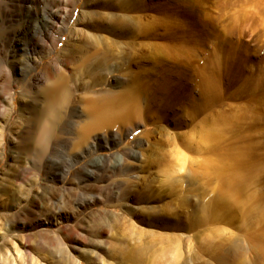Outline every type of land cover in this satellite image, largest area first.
Here are the masks:
<instances>
[{
	"label": "rangeland",
	"instance_id": "obj_1",
	"mask_svg": "<svg viewBox=\"0 0 264 264\" xmlns=\"http://www.w3.org/2000/svg\"><path fill=\"white\" fill-rule=\"evenodd\" d=\"M68 2L69 30L28 54L9 31L26 10L0 0V264H264V0ZM83 34L111 56L100 78ZM125 83L124 118L82 138L83 99Z\"/></svg>",
	"mask_w": 264,
	"mask_h": 264
},
{
	"label": "bare ground",
	"instance_id": "obj_2",
	"mask_svg": "<svg viewBox=\"0 0 264 264\" xmlns=\"http://www.w3.org/2000/svg\"><path fill=\"white\" fill-rule=\"evenodd\" d=\"M10 1L14 2L16 5H18L19 7H22L23 9L26 10V16H25V20H26V26L25 27H26V29L23 32L22 31L20 32L18 29H14V28L9 29V31L11 33V34L10 33L9 34L14 35L12 42H13L14 47L16 48V51H21V52L23 51L24 53H28V54H31V53L37 54L39 52L46 50L48 42H50V41L53 42V41L57 40L59 38V36H62L66 31L69 30L70 21L73 19L74 9L72 8V4H70L68 2V0H10ZM101 4L103 6H108V8L112 7V5L110 3H107V2L102 1ZM5 15H6L5 16L6 19L8 18L10 20H13V18L11 16L12 14L10 15L9 13H7L5 11ZM123 18H124V15L121 16V20ZM0 24H1V22H0ZM15 28H18V27H15ZM80 39H81V43H84L83 45L85 47H87L86 49H88V48L96 49L94 55H89L87 57V58L93 57L94 61L97 63V67L102 70L99 73L95 74L94 76L97 78L104 76V74H102V73L104 72L103 70H105V69H103V68L108 69L110 67L109 61H110V57H111L109 54H107L108 51L104 48L105 46L104 45L102 46V44L99 42L97 43V41H93L92 37L87 35V34H83L80 37ZM44 42L46 44H44ZM79 47L81 48V46H79ZM52 48L55 49L56 44H52ZM71 56H69V53H68V55L63 56L62 58H64V60L66 61L65 63H67L71 60L70 59ZM84 58H86V57H84ZM27 61H31L34 64L37 63L36 59L30 58V60H27ZM87 69L90 70L91 68H87ZM95 69L96 68H93L90 71V74H94L92 72ZM54 71H56V73L59 75L57 76V78L52 83L48 84L42 91L43 104H44L43 109H44V112L51 113L52 118L60 119L61 115L59 113L62 114L63 110L65 111L66 109H67V112L73 111V109H75L74 108L75 106L72 108L69 105L70 93H72V92H70L71 87H72L71 82L69 81L68 78H66L62 74V71L60 70V68H58V67L54 68ZM129 83H131V81ZM125 84H127V85L126 86L124 85L125 86L124 89L121 91H118V92L106 91V92H101L100 94L96 93V96L92 95L93 97H91V96H86L85 98L83 97L84 98L83 102L82 101L81 102L84 105L83 109H84V112L86 113L88 121H87L86 125L83 126V128H81L82 132L80 134H81L82 138H84V136L90 131V129L98 128L100 126H112L115 123H117V121H120L122 119V117L126 113L125 111H124L125 113H123L122 109H124V110L128 109L129 110V108H130L129 106H131V103H132L133 98H134L133 93H132L134 91V87L133 88L130 87L131 85L129 86L128 83H125ZM71 96H72V94H71ZM13 98L14 97H12V100H13ZM9 101H10V99H9ZM67 102H68V104H67ZM0 103H2V102H0ZM76 108H78V107H76ZM58 119H56V121ZM52 120L55 121V119H52ZM133 132H134V129L130 128L127 130L126 135L128 133H133ZM109 134H110L111 140L114 142L120 140V138H121L119 133H112V131H111V133H109ZM82 138H81V140L83 142ZM207 138H209V136L205 134V136H201L200 140L198 139V141L199 142L200 141L205 142ZM194 139H196V138L194 137ZM78 140H79V138H78ZM94 140H95L94 143L89 144L90 146H88L87 148L82 150V155L91 152L93 149L96 150V148L98 146L97 143L102 141V140L107 141V137H106V135H98L97 137L94 138ZM192 143H193V141L190 143V145ZM190 145H189V147H190ZM175 151L177 154L182 153L181 150H179V149H176ZM133 156H138V154L135 152V153H133ZM116 157H117V159H116L117 162L115 163L116 166L121 165L125 161L124 160L125 157L122 154H118V156H116ZM177 165H179V164H177ZM74 166H75L74 163L71 164V167H74ZM38 211H40V210H38ZM41 214H42V212H41ZM35 222L38 225L46 226V222L43 221L42 219L38 218V216L36 217ZM48 224H50V223H48ZM50 241L52 242L53 240L50 239ZM61 243L62 242L58 241V244H61ZM63 245H65V244H63ZM73 247H75V246H73ZM77 248L78 247H75V249H77ZM29 251L30 250H28V253H29ZM51 253H53V252H51ZM29 260H30V258H29ZM29 260L28 259L25 260L26 261L25 264H30ZM65 260H67V262H68V259H65ZM59 263H62V262H59ZM64 263H65V261H64Z\"/></svg>",
	"mask_w": 264,
	"mask_h": 264
}]
</instances>
